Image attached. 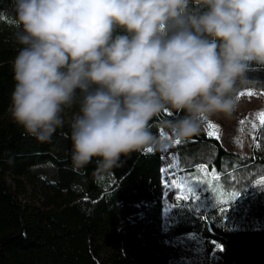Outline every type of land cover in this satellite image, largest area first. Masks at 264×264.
Listing matches in <instances>:
<instances>
[{
	"label": "clouds",
	"instance_id": "obj_1",
	"mask_svg": "<svg viewBox=\"0 0 264 264\" xmlns=\"http://www.w3.org/2000/svg\"><path fill=\"white\" fill-rule=\"evenodd\" d=\"M11 19L20 47L8 112L47 143L76 107L75 170L95 161L113 173L133 154L167 151L154 120L189 141L231 118L238 89L264 72V0H12Z\"/></svg>",
	"mask_w": 264,
	"mask_h": 264
},
{
	"label": "trees",
	"instance_id": "obj_2",
	"mask_svg": "<svg viewBox=\"0 0 264 264\" xmlns=\"http://www.w3.org/2000/svg\"><path fill=\"white\" fill-rule=\"evenodd\" d=\"M11 9L12 0H0V264H154L149 248L159 241L214 245L220 264H264V123L254 138L235 130L232 150L202 128L176 144L179 173L205 183L198 200L165 211L162 152L133 154L113 173L97 171L95 161L75 170L69 153L76 107L65 110L64 127L47 143L12 121V61L20 46ZM252 76L260 82L238 92L264 93V72ZM151 123L158 135L166 130ZM205 167L217 179L200 173ZM162 255L163 264L184 257Z\"/></svg>",
	"mask_w": 264,
	"mask_h": 264
},
{
	"label": "rangeland",
	"instance_id": "obj_3",
	"mask_svg": "<svg viewBox=\"0 0 264 264\" xmlns=\"http://www.w3.org/2000/svg\"><path fill=\"white\" fill-rule=\"evenodd\" d=\"M249 93L252 94L249 95ZM238 97L237 108L231 118H213L202 127L204 132L208 133V125H215L219 133L218 140L226 150L234 148L231 145V141L235 137L233 134L235 130L242 129L248 137L254 138L258 127L262 124L260 117L264 115V93L243 90L238 92ZM159 136L169 144L167 151L162 152L164 160L162 194L164 209L165 211H170L178 204L189 205L198 200L203 194L202 189L205 180L201 178L189 180L187 178L190 177V173H179L174 152L175 141L166 134V130H161ZM8 182L10 183V181ZM189 188L195 193L197 199L192 197V201L188 202L186 200L182 202L179 197L182 195L187 197ZM20 200L22 203L27 202V198L20 197ZM176 251H178V255L184 256L181 264H220L219 251L214 245L210 246V244L206 243L197 244L194 248H187L180 246L177 241H159L149 248L154 264H163L161 260L163 258L162 253L172 255Z\"/></svg>",
	"mask_w": 264,
	"mask_h": 264
},
{
	"label": "snow or ice",
	"instance_id": "obj_4",
	"mask_svg": "<svg viewBox=\"0 0 264 264\" xmlns=\"http://www.w3.org/2000/svg\"><path fill=\"white\" fill-rule=\"evenodd\" d=\"M252 93H249V95H251ZM260 120H261V122L262 123H264V115H262L261 117H260ZM241 123H243V121H241ZM208 128H209V131H208V133H207V135L209 136V137H211V138H215V139H219V133H218V129L216 128V126L215 125H213V124H209L208 125ZM177 145H179L180 144V142L179 141H176L175 142ZM149 152H150V150H149ZM200 171V173H203V174H207V173H211V177H212V180H215V179H217V177H216V173H215V171L214 170H210V169H208L207 167H205V168H202V169H200L199 170ZM211 181H207V183H210ZM192 197H195V199H197V197L195 196V193L192 191V189L191 188H189L188 189V196L187 197H185V196H180L179 197V199L183 202V201H188V202H190V201H192ZM227 199H235V194H233V196H230V197H227ZM220 250L222 251L223 249H222V247L220 248Z\"/></svg>",
	"mask_w": 264,
	"mask_h": 264
}]
</instances>
